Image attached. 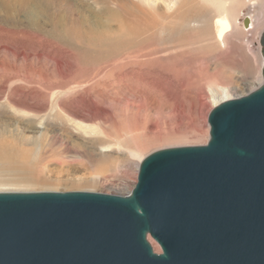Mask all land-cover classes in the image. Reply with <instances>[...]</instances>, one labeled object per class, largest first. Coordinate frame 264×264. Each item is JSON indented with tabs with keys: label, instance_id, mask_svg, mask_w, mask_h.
Here are the masks:
<instances>
[{
	"label": "rangeland",
	"instance_id": "rangeland-1",
	"mask_svg": "<svg viewBox=\"0 0 264 264\" xmlns=\"http://www.w3.org/2000/svg\"><path fill=\"white\" fill-rule=\"evenodd\" d=\"M263 30L264 0H0V191L127 195L139 161L206 144L210 110L262 83Z\"/></svg>",
	"mask_w": 264,
	"mask_h": 264
},
{
	"label": "water",
	"instance_id": "water-1",
	"mask_svg": "<svg viewBox=\"0 0 264 264\" xmlns=\"http://www.w3.org/2000/svg\"><path fill=\"white\" fill-rule=\"evenodd\" d=\"M258 41L262 83L210 110L206 144L149 153L127 195L0 192V264H264Z\"/></svg>",
	"mask_w": 264,
	"mask_h": 264
},
{
	"label": "bare ground",
	"instance_id": "bare-ground-1",
	"mask_svg": "<svg viewBox=\"0 0 264 264\" xmlns=\"http://www.w3.org/2000/svg\"><path fill=\"white\" fill-rule=\"evenodd\" d=\"M214 5H217L219 7L222 6V5L217 4V3H215ZM218 10H219V8H218ZM248 23H249V20H248ZM231 30H232V24L230 23L229 19L227 18V16L223 12H219L217 14L216 20L214 21V31H215L214 40H215V42L223 43V40H224L225 36L228 33H230ZM260 59H261V57H260ZM262 61L263 60L261 59L260 69H261V66H262ZM219 91L221 93L225 94L226 88L225 87H219ZM214 92H216V91H211V97H213V98H214V94H215ZM139 99H140L141 102H143V100L141 98H139ZM204 103L203 102L201 103L202 107L204 106ZM153 104H155V103H153ZM153 108L156 110V113H159V114L163 113V112H160L162 110H160L159 107L154 106ZM183 113L184 112L181 111V112H178V115L175 114V115H177L176 117L179 118L180 121H181ZM171 114H173V112L172 113L163 114V116H162L163 119H164L163 123H165L166 125H169L170 121H172ZM151 126H152L153 129L159 130V128H158L159 126H158L157 123H151ZM181 127H182V122H179L177 124V127H175V128H177V130H175L174 133L172 131H169V130H165V131L161 130V131H159V132L157 131L156 133L151 134V135H153L155 137V139H154L155 141H164V140L165 141H169V140H171V141L174 140L175 141V140H180V139H182V137H184V133H185L183 130L181 131ZM139 162H141V161H139ZM137 168H138V166H137ZM0 192H5V191H0Z\"/></svg>",
	"mask_w": 264,
	"mask_h": 264
}]
</instances>
